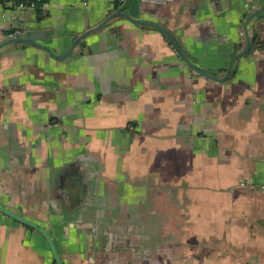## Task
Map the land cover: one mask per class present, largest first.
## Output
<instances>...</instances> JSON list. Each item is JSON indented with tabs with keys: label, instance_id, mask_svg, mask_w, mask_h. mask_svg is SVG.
<instances>
[{
	"label": "crops",
	"instance_id": "0c3cea01",
	"mask_svg": "<svg viewBox=\"0 0 264 264\" xmlns=\"http://www.w3.org/2000/svg\"><path fill=\"white\" fill-rule=\"evenodd\" d=\"M17 3H0V203L64 264H264V0ZM15 29L54 54L6 44ZM0 264L57 262L0 212Z\"/></svg>",
	"mask_w": 264,
	"mask_h": 264
},
{
	"label": "water",
	"instance_id": "95a60500",
	"mask_svg": "<svg viewBox=\"0 0 264 264\" xmlns=\"http://www.w3.org/2000/svg\"><path fill=\"white\" fill-rule=\"evenodd\" d=\"M122 9L119 8V11L117 13H115V15H123L122 14ZM108 20L106 19L104 22H102L98 27L94 28V29H91L89 31H87L85 34H83L82 36L78 37L75 41V43L73 44V46L69 49V51L64 54V55H61L60 58H65L67 56L70 55V53L72 52V50L74 49V47L77 45L78 42H81L85 37L99 31L100 29H102L106 24H107ZM169 37L172 39V41L177 45L176 43V40L170 35L168 34ZM38 36L37 34H33L29 37H25L24 35L23 36H20V37H15V38H9L7 43L6 44H12V43H25V44H32V45H36V46H39V47H42L44 49H46L49 53L51 54H54V51L43 46V45H39L35 42V37ZM247 40L249 41V37L247 36ZM180 49V48H179ZM249 49V46L247 47V50L244 51V52H247ZM180 53L185 57V54L182 50H180ZM235 60V58L232 60V62ZM189 64L196 70H199L201 73H204L208 76H212L210 75L209 73H207L206 71L204 70H201L199 69L198 67H196L193 63H191L190 61H188ZM0 212L3 213L4 215H7L13 219H15L16 221L24 224V225H27L33 229H35L36 231H38L39 233H41V235L46 239L49 247H50V250L54 256V259L56 260L57 264H64L61 257H60V254H59V251L57 249V246H56V243L54 241V238L52 237V235L50 234V232L43 226H41L39 223L33 221V220H30L24 216H21L11 210H9L8 208H6L4 205H2L0 203Z\"/></svg>",
	"mask_w": 264,
	"mask_h": 264
},
{
	"label": "built area",
	"instance_id": "2783aa9c",
	"mask_svg": "<svg viewBox=\"0 0 264 264\" xmlns=\"http://www.w3.org/2000/svg\"><path fill=\"white\" fill-rule=\"evenodd\" d=\"M4 0H0V3ZM42 1L44 0H18V7L20 9H35ZM124 1V0H122ZM24 31L22 29H15L9 34V38H15L23 36ZM248 184H251L250 182ZM261 188H264V184L261 185Z\"/></svg>",
	"mask_w": 264,
	"mask_h": 264
}]
</instances>
